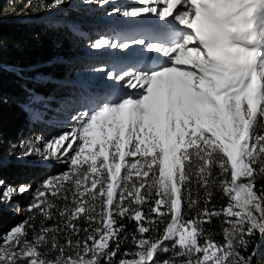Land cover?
Here are the masks:
<instances>
[{
	"label": "snow or ice",
	"instance_id": "obj_1",
	"mask_svg": "<svg viewBox=\"0 0 264 264\" xmlns=\"http://www.w3.org/2000/svg\"><path fill=\"white\" fill-rule=\"evenodd\" d=\"M114 11L163 25L91 42L108 53L96 71L114 87L90 98L78 127L21 145L70 167L32 193L26 210L37 215L0 235V264H252L255 248L241 252L264 238V0H136ZM29 191L8 186L0 203Z\"/></svg>",
	"mask_w": 264,
	"mask_h": 264
},
{
	"label": "trees",
	"instance_id": "obj_2",
	"mask_svg": "<svg viewBox=\"0 0 264 264\" xmlns=\"http://www.w3.org/2000/svg\"><path fill=\"white\" fill-rule=\"evenodd\" d=\"M29 1L46 5L52 2ZM10 5L22 6L19 0H0V159L22 154L24 150L21 145L27 141L58 137L66 131L64 124L70 118L68 110L79 106L87 99L89 92L61 81L78 67L90 66L93 62L73 60L83 43V36L62 24L4 19L6 8ZM33 96H39L42 102L31 103ZM69 167L65 164L47 169L39 165L0 162V181L12 187L25 184L36 189L45 178L58 176L68 171ZM225 202L219 194L214 198L217 206ZM62 203L57 201L59 205ZM37 213L38 210L29 216H12L0 210V235ZM124 223L131 233L134 223L127 220ZM217 223L214 221L213 227ZM34 226L39 229V218ZM31 236L29 230V238ZM215 239L223 242L220 235ZM248 239L252 241V251L260 243L261 236L257 233ZM132 247L129 240L122 245L121 251L131 250Z\"/></svg>",
	"mask_w": 264,
	"mask_h": 264
},
{
	"label": "rangeland",
	"instance_id": "obj_3",
	"mask_svg": "<svg viewBox=\"0 0 264 264\" xmlns=\"http://www.w3.org/2000/svg\"><path fill=\"white\" fill-rule=\"evenodd\" d=\"M134 2H136V0H109L108 4L101 6L98 0H92L91 3H89L88 0H65L60 6L47 8L45 7L46 4L34 3L29 0H19V3L22 5L21 7L10 5L6 8L4 19H17L22 21L40 20L55 25L62 24L84 37L80 50L76 52L73 60L86 59L92 60L93 62L90 63V66L78 67L71 75L66 76L61 83L67 82L75 87H81L83 91L89 92V94L87 95V99H85L79 106H75L68 110L70 118L68 119V123L64 124L66 127L65 132H69L78 127V120H74L73 117H79L83 112L88 110L91 106L90 98L107 94L114 87L111 82L107 81L106 76L103 73L96 71V69H99L102 66V62L108 58V53L91 48V42L101 36L102 32L111 33L112 29L116 27H123L126 30L141 28H149L157 32L161 30L160 25H163V22L157 21L151 16H149L147 20H142L141 18H125L114 11L116 7L125 6L128 3ZM83 12H85L86 15H81ZM87 28L90 29L87 30ZM102 28H104L103 30L105 31H102ZM172 29H177V26L173 24L168 30L171 31ZM95 31L97 32L96 34H94ZM133 34H135V32H133ZM53 138L56 137L38 140L40 142L38 146L42 147L45 142L50 141ZM28 142L29 141H27V143ZM22 150H24V148ZM0 162L5 164L15 163L39 165L47 169L65 164L70 166V161L67 158H62L61 160L44 159L40 155L23 156L20 154L13 157L5 156L0 159ZM41 184L42 182L37 188H39ZM8 186L7 183L3 182V184L0 185V192ZM36 189L30 188L29 193L23 196H14L10 203H0V210L12 216L31 215L36 212L37 209H33L31 212L26 209L32 199V193H34ZM263 248L264 238L261 237L260 243L255 249L256 255L252 258V264L253 262L256 264L263 263ZM251 252L249 246L247 252H241V254L247 256L250 255Z\"/></svg>",
	"mask_w": 264,
	"mask_h": 264
},
{
	"label": "bare ground",
	"instance_id": "obj_4",
	"mask_svg": "<svg viewBox=\"0 0 264 264\" xmlns=\"http://www.w3.org/2000/svg\"><path fill=\"white\" fill-rule=\"evenodd\" d=\"M175 27V26H174Z\"/></svg>",
	"mask_w": 264,
	"mask_h": 264
}]
</instances>
